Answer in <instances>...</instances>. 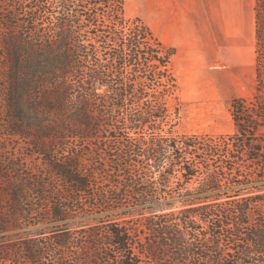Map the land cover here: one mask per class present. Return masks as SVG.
I'll list each match as a JSON object with an SVG mask.
<instances>
[{"label":"trees","instance_id":"1","mask_svg":"<svg viewBox=\"0 0 264 264\" xmlns=\"http://www.w3.org/2000/svg\"><path fill=\"white\" fill-rule=\"evenodd\" d=\"M20 1L6 0L15 5L0 20L4 132L26 142L67 185H47L39 174L34 185L0 189L1 232L22 226L19 212L40 216L29 221L41 227L12 262L264 264V200L232 201L243 191L239 185H214L241 183L236 150L261 151L253 143L264 123V0L255 7V91L252 99L233 101L237 132L219 140L163 134L166 97L177 89L176 51L140 18L127 19L125 0H32L28 10L37 20L26 33ZM92 159L101 168H92ZM13 165L7 171L24 170ZM176 168L187 182L201 176L203 185H157L170 182ZM175 198L182 199L178 210L169 201ZM24 205L31 208L19 211ZM89 209L97 216L79 221ZM10 257L0 250V264Z\"/></svg>","mask_w":264,"mask_h":264},{"label":"rangeland","instance_id":"2","mask_svg":"<svg viewBox=\"0 0 264 264\" xmlns=\"http://www.w3.org/2000/svg\"><path fill=\"white\" fill-rule=\"evenodd\" d=\"M5 1L0 0L1 22L5 19L3 11H9L15 5L10 2L7 6ZM168 1L174 2V0H125V16L127 19L140 18L144 24L150 27L155 36L159 37L161 35L159 30L165 28V13L168 15ZM189 1L193 14L202 11L201 8L205 7L206 13H208L210 18L208 25L210 28L219 27L221 36L220 39L216 38V41L220 40L223 45L230 40L227 36L229 22L234 19L233 17H238L237 20L241 27V35L239 37L241 41V60L237 62L214 61L208 64L206 63L203 66L202 63L199 65L198 63H187L183 60L175 61L173 59L171 67L173 74L177 78V89L172 95L166 97L169 117L167 122L162 125L163 134L178 138L183 135H196L198 137L209 136L214 140H219L220 137H227L228 139L237 132L231 112L233 101L238 98L252 99L255 91L256 0ZM200 2L204 3V6ZM19 3L25 6H23L24 8L17 6L16 9L17 12L21 13L18 19L23 28L22 33H26L27 30H31L33 27L32 23L37 20V16L28 10L30 7H35V2H32V0H21ZM173 8L172 6L170 9L172 13ZM15 21L16 23L18 22V20ZM5 32V27L0 25V42L6 35ZM1 47L0 44V170L2 171L0 189L3 191L6 185H34L35 182L32 179L39 174L43 175L47 185H67L43 165V160L33 152V149L26 142H21L16 139L11 140L5 135L3 128L5 113L1 96V84H3V52ZM261 107H263V104ZM261 125L255 138L256 142L253 143L261 151H251L248 154H244L243 148H239L234 154L235 156H239L240 160L242 158L240 165H236L238 166L237 174L240 176L239 181L241 183L230 184L229 182L223 181L219 184H214L239 185L236 186V189H243L239 196L230 198L229 200L233 201L250 196H259L264 200V123ZM119 136H121L119 133H114L112 137L115 139ZM68 146L75 147V143L72 145L68 142ZM254 157H257V160L253 161L252 159ZM14 163L24 165V170L17 174L7 171L14 168ZM100 163H102L100 159H92L90 165H92V168L95 167L98 169V167L101 168ZM230 165H232V162L229 161L228 166ZM224 166H226L225 163ZM167 171L169 173L171 171L170 168ZM174 174L176 176L172 177L170 182H161L157 185H170V187L174 188L177 185H184L189 190H195L200 185H203L201 176L195 177L190 182H187L182 177V173L178 171V168L174 170ZM99 176V179H103L107 183L106 185H108L106 180L108 177L106 178L104 175ZM6 179L8 181L19 180L23 182H7ZM95 200L92 199V203ZM169 201L175 202L176 208L174 210H178L182 206L181 198H175ZM30 208L29 205H24L20 207L19 211ZM262 208L264 209V205ZM94 211L89 209L87 213H78L80 215L78 220L84 221L89 219V217H96L97 215L92 214ZM18 215L20 217V225L22 226L3 232L0 231V250L8 249L11 255L10 258L12 259L8 264H14L12 261L18 255L21 257L24 254V244L31 239L30 232L35 231L37 227H41L28 226L29 221H38L40 216L38 218L34 214L27 217L25 214H21V212ZM42 216L47 217V211H42ZM137 218L135 217V219ZM119 220L123 221V219ZM48 236L38 235L36 237L46 239ZM43 243L49 244L50 240H44ZM46 257L50 261L52 258L51 251H47ZM46 262L48 263V261Z\"/></svg>","mask_w":264,"mask_h":264},{"label":"crops","instance_id":"3","mask_svg":"<svg viewBox=\"0 0 264 264\" xmlns=\"http://www.w3.org/2000/svg\"><path fill=\"white\" fill-rule=\"evenodd\" d=\"M201 4L204 3L200 2ZM189 0L168 1L165 13V28L159 30L158 38L169 48L175 49L173 59L183 60L187 63H206L214 61H240L241 60V27L238 17H233L228 24L227 36L230 38L226 44L220 39L219 27H209L210 19L205 7L202 11L191 12ZM173 8V13L170 11ZM215 39V40H214ZM224 49V50H223ZM172 59V64H173Z\"/></svg>","mask_w":264,"mask_h":264},{"label":"bare ground","instance_id":"4","mask_svg":"<svg viewBox=\"0 0 264 264\" xmlns=\"http://www.w3.org/2000/svg\"><path fill=\"white\" fill-rule=\"evenodd\" d=\"M128 9V8H127Z\"/></svg>","mask_w":264,"mask_h":264}]
</instances>
